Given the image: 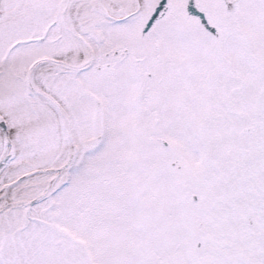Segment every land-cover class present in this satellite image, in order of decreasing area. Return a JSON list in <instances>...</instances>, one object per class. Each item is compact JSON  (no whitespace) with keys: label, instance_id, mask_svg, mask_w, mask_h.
I'll list each match as a JSON object with an SVG mask.
<instances>
[{"label":"snow or ice","instance_id":"1","mask_svg":"<svg viewBox=\"0 0 264 264\" xmlns=\"http://www.w3.org/2000/svg\"><path fill=\"white\" fill-rule=\"evenodd\" d=\"M0 264H264V0H0Z\"/></svg>","mask_w":264,"mask_h":264}]
</instances>
